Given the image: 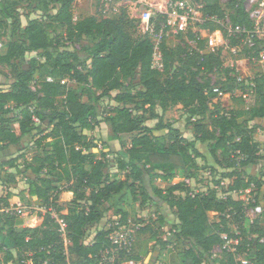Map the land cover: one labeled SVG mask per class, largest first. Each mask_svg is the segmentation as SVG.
I'll use <instances>...</instances> for the list:
<instances>
[{
    "label": "trees",
    "instance_id": "16d2710c",
    "mask_svg": "<svg viewBox=\"0 0 264 264\" xmlns=\"http://www.w3.org/2000/svg\"><path fill=\"white\" fill-rule=\"evenodd\" d=\"M75 1L0 0V32L10 27L12 32L7 54L0 56V66L9 69L13 81L8 90L0 83V153L10 152L12 147L20 146L25 136L37 131L43 134L37 144L41 147L47 143L50 147L49 151L44 150L23 165L20 163L23 155L1 161L0 171L5 170L13 182L15 176L8 171L16 170L25 175L27 195L42 202L41 208L56 210L67 225L70 243L65 247L59 227L48 212L39 215L38 225L31 228L22 227L17 216L2 211L0 264H103L101 253L112 249L111 229L97 233L91 244L86 243L88 230L99 225L111 209L120 216L121 224L128 225V212L123 203L130 202L127 197L138 192L136 185L144 188L146 180L174 181L178 171H182L185 178H193L190 168L197 170V160L203 157L198 144L209 143H214L213 156L217 158L221 151L220 164H227L216 187L222 194H237V199L233 195L222 199L219 192L212 189L193 198L183 182L157 191L160 200L175 212L177 220L171 239L165 241L159 232L166 224V219L160 215L159 229L155 222L138 226L131 252H120L114 264H157L172 240L191 244L182 253L183 264H218L220 261L211 259L212 252L222 244L224 234L236 236L233 225L243 239L241 249L248 248L250 260L255 264H264V243L261 242L264 227L259 221L255 225L245 224L248 190L255 195L253 207L264 208V170L261 176L254 174L259 162L264 161V144L254 138L256 127H250V123L258 127L259 122L264 121V75L249 86L242 100L244 109L224 115L212 113L211 100L237 87L236 70L225 66L223 49L208 50L207 41L198 40L191 31L180 37L185 36L188 42L195 43L194 48L189 43L171 48L164 36L158 46L164 68L158 71L152 68L156 46L149 36L135 38L132 35V23L125 12L109 18L90 16L75 20ZM195 1L203 5L206 15L220 18L229 15L234 27L242 26L249 31L254 27L246 9L247 0H230L225 7L216 0ZM24 4L32 12L46 13V20H30L23 27L19 8ZM51 11L54 15H49ZM157 18L162 16L152 13L151 23ZM208 26L212 27L211 31L217 28L210 24L203 28ZM224 34L226 37L227 33ZM61 39L71 49L63 47ZM85 40L89 41L88 45H82ZM256 43L252 50L241 49L240 39L231 38L230 47L253 60L264 50V41L256 39ZM77 47L86 58H81ZM32 54L44 63L37 58L27 62ZM25 63L27 69L23 67ZM47 66L52 80H40ZM134 79H138L141 89L134 86L122 92L123 82ZM71 82L87 86L90 94L98 95L96 101L113 100L124 105L115 108L105 119L113 136L103 142L104 152L100 158L93 152L97 144L85 134L100 129L97 107L83 102V97L70 86ZM115 91L120 93L113 97ZM157 108L163 114L176 108L187 115L189 123L196 120L195 139L188 140L174 125L163 123L155 113ZM140 111L141 114L136 113ZM34 115L40 119V125L33 123ZM147 115L158 120L156 125L147 124ZM13 123H19V134L11 129ZM162 131L167 132V137L156 135ZM114 141L124 152L118 160L119 170L125 172L123 178L114 179L106 173L109 153L105 151L108 143ZM223 180L229 182L227 188L221 186ZM63 193L72 194L68 207L59 203ZM143 197L142 208L151 200L145 192ZM22 200L25 201V197ZM1 203L4 208L10 206L8 198L0 199ZM211 212L217 214L218 222H211ZM147 234L155 245L145 260L135 253V247L137 236ZM225 255L227 260L220 264H237L234 255Z\"/></svg>",
    "mask_w": 264,
    "mask_h": 264
},
{
    "label": "rangeland",
    "instance_id": "374dc122",
    "mask_svg": "<svg viewBox=\"0 0 264 264\" xmlns=\"http://www.w3.org/2000/svg\"><path fill=\"white\" fill-rule=\"evenodd\" d=\"M123 0L122 6L120 7V13L125 12L126 16L131 21L132 25L130 26V31L132 35L135 38L144 37V36H151L146 34L147 30V13H155L157 9L161 7L163 3H165V0ZM230 0H216V2L221 5L222 7H225L227 2ZM262 3L263 0H260ZM102 0H76L73 6V13L75 20L83 19L90 16H95L99 19L101 17H104L100 13ZM19 12L21 14L22 19V26L25 27L30 20H46L47 14L44 12L36 11L32 12L31 9L27 7V4L22 5L19 8ZM54 15V11L49 12V15ZM113 17V16H112ZM211 30L212 27L208 26L205 30ZM213 32V31H212ZM59 33H62L60 31ZM204 37H207V33H203ZM12 38V32L11 27L6 30L0 32V56H5L7 54V44L10 42ZM161 37L155 38L152 36V41L155 43H159ZM167 38V44L171 48H175L178 45H184L185 43H189L191 47H195V43L188 42L185 36L180 37L176 35H170ZM63 47H67L68 49H71L70 46L67 44V42L62 40ZM89 41L85 40L82 45H88ZM241 49L243 47L241 46ZM77 50L80 51L81 58L84 59L87 56L82 52L80 47H77ZM27 62L30 61V59L37 58L41 63H44V60L38 58L36 54H32L28 57ZM223 60L226 67H230L236 70V76L238 78L237 80V87L233 92H227L223 93L222 96H218V98H215L211 100L210 102V110L212 113L220 112V115H224L232 110H242L244 109V106L242 105L243 98L245 99L246 93L249 90V86L252 84V82L256 79L264 75V72L260 65L256 63L255 60H250L247 58L244 54H238V50L234 53L231 50H228L223 55ZM27 63L23 66L25 69H27ZM51 69L48 68V66L42 70L40 74V80H52V77H50ZM214 80V79H213ZM12 77L10 74V71L8 68L0 66V83L3 85L4 89L8 90L10 88V85L12 84ZM139 82L138 79H134L132 81H124L123 82V90L122 92H127L132 87L137 86L139 89H141L140 86H138ZM70 86L73 87L78 91V93L83 97V102L96 105L99 115V121H101L100 129L95 132H85L89 136V138L94 142V145L97 144V148L93 150L94 153H96L99 158L100 155L104 152V146L103 142H107L108 137H112V129L111 126L105 122V119L108 115L113 113V110L117 107L123 108L124 105L119 104L113 100H101L96 101L98 98V95L90 94L89 88L87 86H77L74 82L70 83ZM34 89L36 88V85L33 84L32 86ZM118 93V91H115L112 93L113 97H115ZM91 97V98H90ZM90 98V99H89ZM60 106L62 105V102H59ZM133 108V107H132ZM138 114H141L142 111L136 112ZM158 113L159 119L163 120V123H169L174 125L175 128L179 129L181 132V135L188 139V140H194L195 139V131H194V123L196 120L192 122L187 121V115L177 110L176 108L170 109L165 114L162 113L161 109L157 108L156 112ZM218 114V113H217ZM215 114V115H217ZM147 124L150 126L156 125L158 120L152 119L149 115L146 116ZM209 121H207L208 123ZM256 123H250V127H256V133L254 135L255 140L258 143L264 144V121L259 122L258 127L255 126ZM11 129H13L16 133H20V125L19 123H13L11 125ZM156 135L160 137H167V132L162 131L156 133ZM43 136V134L39 131L25 136L20 146L18 147H12L10 152L0 153V159L2 162L8 160L10 157H16L19 155H23L24 159L21 160V165L25 161H31L35 156L41 155L45 151H49L50 147L47 143H43L40 147L37 144V141ZM125 141H128V136L124 137ZM111 143H108V150H106V153H109L110 157L108 160V167L106 169V173L116 179V178H123L125 172L119 170L118 168V160L121 156L120 153L117 152L120 146H112ZM214 143H209L205 145L198 144L199 150L203 153V157L199 158L197 160V170L194 168H190V173L194 175L193 178H189L192 180V188L197 189L202 194L207 193V190H216L219 192V197L224 199L226 196L220 193V189L216 187L217 181L221 180V176L223 173L226 172V163L221 162V151L218 152L217 158H215L212 154V148ZM1 147V146H0ZM114 147V148H113ZM264 153V151L262 152ZM224 164V165H223ZM264 170V161L259 162V166L254 169V174H257L258 176L262 175V171ZM5 171V170H4ZM0 171L1 178H0V199H9L10 206L12 204H16L18 202H22V204L27 208L28 217H17L19 221L22 223V227H36L38 225V218L39 215L44 214L42 212V209L40 206H43V203L40 201H37L36 198H30L27 195V180L25 178V175H22L21 173L17 172L16 170H10L9 173H12V175L15 176V182L11 178H8L6 176V172ZM7 171V169H6ZM251 171V170H250ZM249 171V172H250ZM262 172V173H261ZM185 180V179H184ZM146 180V186L144 188L141 187V184L136 185L138 188V192L135 193V195H129L127 199H131L130 202L123 203V207H127L128 212V219L131 221L132 225L131 227L138 230V226L142 227L143 225H147L148 223L155 222L156 227L159 229V216H160V210H169V207L166 203L161 201L160 197L157 194V191L164 190L165 186L159 185L157 181H149ZM181 181V180H180ZM179 181V182H180ZM224 181V180H223ZM148 185V186H147ZM217 188V189H216ZM146 193L150 199H154L152 202L148 203L142 209V207L139 206V204L142 203V200L144 199L143 193ZM10 195H15L13 198H9ZM22 197H25V201L22 200ZM251 197L255 201V195L252 194ZM72 196H70L68 193H63L61 195V198L59 201H61V204L64 205V207H68L69 202L71 201ZM133 199H138L136 202H134ZM255 203H251V207H253ZM248 203H246V206H249ZM250 207V206H249ZM4 204H0V214H3L2 211H4ZM44 208V207H43ZM126 209V208H125ZM159 209V210H158ZM173 216V213H171ZM209 217L211 222H218L219 218L217 217L216 213H209ZM120 216L116 215L115 209H111L109 213L105 216L104 220L99 224L91 227L86 236V243L91 244L93 240L95 239V236L100 231L108 229L110 226H112L115 223L116 219H119ZM166 219V218H165ZM259 221V225L261 227H264V215H261L259 218L255 220ZM253 222L252 225H255ZM165 228L164 230L159 229L160 234L163 236H167L169 232L173 231L172 227L175 223V218L172 217L170 220H167L165 222ZM249 222V218L247 221H245V224L247 225ZM235 232L237 231V226H232ZM161 236V237H162ZM150 235H138L137 236V243H136V249L135 253L142 257V259H147V254L151 250V248L155 245L154 240H150ZM165 238V237H164ZM242 238V237H241ZM162 240V238H161ZM243 242V239H242ZM241 242V244H242ZM65 247L69 244H64ZM177 240H174L171 242L170 247H176ZM190 243L186 245L187 248L190 247ZM243 245V244H242ZM242 247V246H241ZM167 250V249H166ZM165 252V251H164ZM164 255V254H163ZM161 255V257H163ZM0 257H2V254H0ZM117 258V257H116ZM241 260H250V254L248 251V248H242V257H240ZM212 260H218L220 261L218 264H220L222 261L227 260L225 254H221L218 250V247L215 248L212 252ZM162 264L164 263L163 260L161 261ZM23 264H28V262H25ZM125 264H135L134 262H127Z\"/></svg>",
    "mask_w": 264,
    "mask_h": 264
},
{
    "label": "built area",
    "instance_id": "2783aa9c",
    "mask_svg": "<svg viewBox=\"0 0 264 264\" xmlns=\"http://www.w3.org/2000/svg\"><path fill=\"white\" fill-rule=\"evenodd\" d=\"M123 0H102L101 13L104 18H109L120 13V7L122 6ZM166 2L161 5L159 9L155 12L162 16L161 19H156L151 23L152 13H147L145 16L147 20V30L146 34L151 35L155 38L159 37H169L170 35H186L189 31L193 32L198 40L207 41L208 50H218L223 49V55L231 50L236 52L237 48H231V38H237L241 41V46L247 47L252 50L256 47V39L264 41V0L261 3L260 0H247L246 9L250 14V18L254 23V27L251 31L242 26H232L229 15L225 18H220L215 15H206L203 12V5L196 2L195 0H165ZM142 2V0L140 1ZM205 24L215 25L217 28L212 32L210 29L205 30L203 26ZM224 32L227 33L225 37ZM203 33H207L208 36L204 37ZM160 38V41H161ZM188 40V39H186ZM159 41V43H160ZM159 43H154L156 46V51L153 57L152 68L158 71H162L164 68L163 55L158 50ZM253 60L256 61L262 68L264 72V50H262L258 56L254 57ZM48 81H51L49 79ZM252 85V84H251ZM223 93H219V97ZM33 123L40 125V119L35 115L32 117ZM228 181L224 180L221 182L222 187L228 186ZM184 184L190 189V196L196 197L200 195V191L192 188V180L186 179ZM205 192V191H204ZM203 192V193H204ZM252 190L246 192L247 198L246 203H255L251 197ZM225 195V194H223ZM228 195H237L230 194ZM250 206V207H249ZM246 206V217L251 219V222H255L264 213V208L261 205H256L251 207ZM42 212L51 214L52 219L55 220L59 227V233L64 244H70L67 238V225L64 220L58 215L56 210L51 207L49 209L41 208ZM6 214L17 217H28L27 208L22 204V202L14 203L9 207L4 209ZM132 223L129 221L128 225L121 224L119 219L115 220V223L110 226L111 232L109 234V240L111 241L112 249L104 250L101 253V262L103 264H114L117 255L120 252H131L133 244L135 242L136 230L131 227ZM140 228V227H137ZM109 229V228H108ZM236 236H230L224 234L222 236V244L218 246V250L221 254H232L235 256L237 264H255L252 260H241L242 249H241V234L237 232ZM264 243V239L261 240ZM68 246V245H67ZM44 264H49L48 262Z\"/></svg>",
    "mask_w": 264,
    "mask_h": 264
},
{
    "label": "crops",
    "instance_id": "0c3cea01",
    "mask_svg": "<svg viewBox=\"0 0 264 264\" xmlns=\"http://www.w3.org/2000/svg\"><path fill=\"white\" fill-rule=\"evenodd\" d=\"M151 41H152V38H151ZM153 43H155L154 41H152ZM111 143H114V144H112V146H114V145H116V146H120V144L119 143H117V142H110L109 144H111ZM114 148V147H113ZM119 151H121V146H120V148L118 149V151L117 152H119ZM108 157H110V155L108 156ZM0 162H1V159H0ZM186 179H188V178H185V177H183V173H182V171H178L177 172V175H176V180H174V181H170V182H165V181H163V180H155V181H157V183L159 184V185H161L162 184V186H165L164 188H168V187H170L171 185H173L174 183H177V182H179L180 180V182H183L184 183V181ZM70 196H72V194L71 193H68ZM63 195V194H62ZM251 195H252V193H251ZM61 198V197H60ZM234 198L235 199H237V196L235 195L234 196ZM154 199H151L150 200V202H152ZM149 202V203H150ZM59 203H60V205H62L61 204V201H59ZM148 205V204H147ZM62 206H64V205H62ZM139 206H140V204H139ZM169 207V206H168ZM121 208V207H120ZM126 209V211L127 212H129V210H127V207H125ZM142 209H144V208H142ZM159 210V209H158ZM160 215H162L164 218H166V222H167V220H170L172 217H174L175 218V223H176V216H175V212L169 207V210H166V209H164V210H160ZM171 213H173V216H172V214ZM248 219H247V217H246V221H247ZM249 222H251V219H249ZM253 223H248L247 225H252ZM165 237V238H164ZM163 238H164V240L165 241H169L170 239H171V232H169V234L167 235V236H164ZM174 240H172V242H173ZM188 243L187 242H183V241H178L177 240V245H176V247H170V245H168L167 246V250H165V252L163 251L162 252V254L161 255H163V257H161L160 256V258H159V260H158V262H157V264H162V260H163V264H183V262H182V253H183V251L185 250V249H188L187 247H186V245H187ZM28 264H30V262H28Z\"/></svg>",
    "mask_w": 264,
    "mask_h": 264
}]
</instances>
